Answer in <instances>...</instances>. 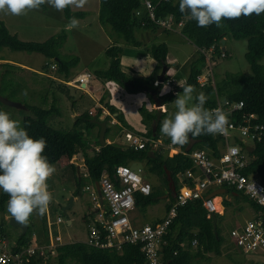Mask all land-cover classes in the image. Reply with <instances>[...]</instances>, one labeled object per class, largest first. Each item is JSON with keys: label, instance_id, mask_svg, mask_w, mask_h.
Here are the masks:
<instances>
[{"label": "trees", "instance_id": "1", "mask_svg": "<svg viewBox=\"0 0 264 264\" xmlns=\"http://www.w3.org/2000/svg\"><path fill=\"white\" fill-rule=\"evenodd\" d=\"M98 22L101 26L109 27L110 30L118 36V39L125 44L139 46L140 43L135 38V31L142 28H156L153 24L147 22L142 26L144 19L135 15V11L141 7V0H98ZM157 4L156 17L161 18L166 15H173L178 22L183 20L181 34L197 49V55L189 63V74L185 83L198 88L197 77L202 73L205 66V57L199 50L214 48V54H221V41L223 39L246 40L247 52L246 61L249 64L251 74L249 76L240 74L227 73L223 78L215 81V91L220 98L229 101H240L243 103V112L246 114H256L258 122L264 124V66L259 61L264 56V13L259 16L253 14L250 17H241L238 19L224 20L223 27L217 28L214 24L208 27H198L196 22L187 19L185 14L179 11V0H151ZM63 14L66 19L75 17L83 18L84 12H72L65 9ZM164 32V31H163ZM64 40L62 35L52 37L42 43L22 41L17 36L9 33L6 26L0 22V49L8 48L17 52H35L43 55L47 59L58 62L59 76L66 80L71 75V69L79 63V58L74 57L70 60L60 58L57 48ZM122 49L119 46H113L105 51V55L110 59V66L104 70H95L93 75L100 81L114 82L126 86L129 92H138L145 89H160L162 85L154 86L153 77L131 78L128 79L120 68V54ZM146 52L159 65L168 66L165 63L167 47L164 44L153 45L146 48ZM4 65H7L6 63ZM166 77L164 76V81ZM185 85V84H184ZM183 85V86H184ZM200 87V86H199ZM202 91L211 96L214 89L212 86L201 87ZM182 91V89H181ZM106 97V96H105ZM105 97L101 100L103 104ZM174 97L173 94L163 96V105ZM55 98L48 108L25 107L33 117H24L23 127L30 137L39 139L43 137L46 140L47 147L44 150L50 164L56 165L60 159L65 156L68 161L81 154L83 156L86 176L79 175L76 178V188L74 196L80 194L82 186L90 182H98L103 171H106L113 180L115 167L129 166L131 163H144V172L147 176H156L162 182V188L153 187L148 196L139 193L135 194V208L142 212L155 204L162 196H168V203L165 207L166 212L169 210L171 203L174 201L173 194L167 180V172L170 173L176 192L181 187L178 175L187 170H193V163L187 155L179 152L173 156H164L161 150L152 149L150 145L142 150H134L130 147H123L116 143H109L101 146L99 143V126L92 123L93 118L99 119L102 109L98 108L94 114L79 115L74 123L72 130L51 128L48 124L49 118L54 114H59V109L55 105ZM215 105L214 99L209 97L205 108L211 109ZM110 114L116 113L114 107L109 103L103 105ZM143 112V109H140ZM166 112H162L160 117L152 114H146L143 124L147 125L151 121H156L158 126L155 130L151 129L143 136L157 140L161 127V120ZM120 120L121 118L118 117ZM104 121H108L105 119ZM84 130H80L83 129ZM93 128H98L95 139V149L90 154L86 152L88 140ZM110 132L107 127L105 139ZM191 138V137H190ZM198 142L192 150H207L213 156H218V145L220 138L212 135H201L195 138ZM166 143L169 141L165 140ZM181 147L183 151L184 148ZM252 161L243 171L246 174H257L264 187V140L254 145L253 152L250 153ZM74 168V165H71ZM140 172H142L140 170ZM187 184L192 185L190 180ZM227 189L226 187H223ZM234 203L239 210L244 205L257 212L260 208L256 206L245 195L235 190L227 189ZM8 196L3 192L0 193V212L5 213L7 208ZM225 207L232 203L225 201ZM84 216V219H87ZM217 218V233H214L213 223L207 217V213L202 207L199 200L188 201L185 205L179 207L176 216L169 225L168 233L164 240L166 244L162 246L160 255L162 264H193L197 257L203 258L206 254L221 255L223 237L220 234ZM161 221L157 220L155 223ZM0 233L1 229H0ZM196 242V252L191 253L192 242ZM28 239L26 234L21 235L12 248L17 252L20 247L26 246ZM147 264L145 256L139 246L124 245L120 251L114 249H94L83 242H74L63 244L57 248V256L53 261H43L42 259H31L27 264Z\"/></svg>", "mask_w": 264, "mask_h": 264}, {"label": "rangeland", "instance_id": "2", "mask_svg": "<svg viewBox=\"0 0 264 264\" xmlns=\"http://www.w3.org/2000/svg\"><path fill=\"white\" fill-rule=\"evenodd\" d=\"M98 9V0H89L88 4L81 9H70L72 12L81 11L86 14L83 18L78 19L80 22L79 26L71 30L66 27L69 20L65 18L63 12L51 9L47 5H42L39 10L30 11L27 15L23 16H5L0 14V22L6 26L10 34L17 36V38L22 41L42 43L49 38L62 35L64 40L57 48L60 58L63 60H70L74 57L79 58V63L71 69V75L67 80H73L77 76L85 73L92 75L91 84L87 85V92H83L80 89L69 87L64 84L66 79L57 74L58 62L47 59L39 53L17 52L11 51L8 48H2L0 49V96L19 106H7L0 103V111H5L10 115L11 119L20 121L23 127L24 117H33L30 111L25 108L26 106L48 108L55 98V105L59 109V114L52 115L48 120V124L51 128L69 131L73 129L74 123L78 117L77 115L75 117L72 116L73 111H78L79 115L93 114L98 108H101L104 114H101L103 118L101 120L99 119V121H103L105 117L111 120L112 114L105 112L103 109L104 106L101 104V100L103 97L107 96L106 93L111 89L113 93L117 92L116 99L120 104L126 106L123 128H127L129 131L141 135L147 133L151 129H156L154 124L156 121H151L146 126L142 123L146 114H152L158 117L160 112H165L163 105L154 106L157 110H151L152 102H154L153 95L149 92H129L126 87L127 84L125 86L114 82L105 83L104 81L98 80L93 75L95 70H104L110 66V59L105 55V51L108 48L113 46L121 47L125 44L118 39V36H116L109 27H104L99 24ZM140 32L136 33V37L141 36ZM153 43L167 44L178 59L177 64L176 62H172L167 65L170 69L166 73V80L174 79V81L173 85L167 86V89H165L166 84L162 83L159 99L163 98V96L173 94L172 92L175 89L178 90V93H182L181 89L189 74V63L195 56L194 47L179 31L169 35L160 33L159 38L153 41ZM146 45L148 44L146 43ZM150 46L152 45H149V47ZM222 47L225 48L226 52L222 51ZM246 52V40L226 39V44L221 46V53L226 55L213 54V59L215 61V65L212 67L214 80L217 81L223 78L227 73L249 76L251 71L245 58ZM186 57H191V59H189L190 61L182 64ZM21 64L27 65L31 70H25L24 67H19ZM259 64L264 66V56L259 61ZM52 66L55 68L52 69ZM122 67L123 69L126 68V66ZM122 67L120 66L121 69ZM162 70L163 66L158 67L154 73L158 71L160 74ZM125 76L128 79L133 78L131 75L128 76L125 74ZM92 80L95 82L94 86L101 85L104 89L109 85L107 92L100 96L98 106H95L94 103L97 93H93L89 89L92 86ZM109 96L111 95L108 94L106 98ZM212 97L214 98L213 95ZM113 99L115 98L113 97ZM175 99L176 96L164 104L167 108V113L163 115L161 123L165 118L176 111L173 103ZM140 109H143V112H141ZM112 130L117 134L118 128L117 130ZM92 131L88 138L90 142L86 149L88 154L96 148L95 139L98 129L93 128ZM158 139L162 143V146H152V149L161 150L164 156H173L174 151L169 152L166 148L170 139L162 135L160 131ZM165 140L169 142L166 143ZM247 143L252 145L249 141H247ZM120 145L126 147L123 137ZM249 157L252 159L251 156ZM78 159L83 161L84 158L83 156H79ZM73 165L74 170L68 165L67 160L62 158L54 165L56 172L47 181L48 190L53 196L52 203L49 205V210L47 212L53 223H55L58 215L61 217L63 222L57 225V229L59 230L62 241L69 243H73L77 240L81 241L85 238L87 230L82 218L92 208L91 204L88 203V195L81 194L79 195L80 197H76L77 199H75L70 209H67L65 212L63 211V209L69 205L73 195L71 192L73 188L75 190L76 187V178H78L76 166L81 168L79 170L81 175L86 173L83 164L73 162ZM130 168L135 171L141 170L142 172H140V174L152 188L155 186L163 189L162 182L158 177L152 175L147 176L145 174L144 163H131ZM1 192L2 191H0V193ZM221 196L223 198V206L226 203L225 201L232 203L229 207L224 206L225 210L222 209L220 211L222 214H219L221 218L218 219V226L220 234L223 237L221 255L206 254L203 258H195L193 264H264V255H240L236 251L233 240L230 237V230L251 220L253 218V211L244 204L242 206L244 208L239 210V205L234 203L228 191L221 194ZM167 203L168 196L166 194L155 204L149 206L145 212L135 208L130 215L131 221L134 222L136 219L137 226L145 223L151 224L152 221L163 218ZM6 214L7 211H5V213L0 212V225L3 228L4 234L8 237V246L10 248L16 235L20 236L22 231L10 225L9 219H6ZM31 217L32 221L29 225V232L26 234V238L30 242L35 240V237L32 235L33 227H40L37 215L33 214ZM68 219H73L71 228H68L66 225ZM195 249L196 244H192L190 252L194 253Z\"/></svg>", "mask_w": 264, "mask_h": 264}, {"label": "built area", "instance_id": "3", "mask_svg": "<svg viewBox=\"0 0 264 264\" xmlns=\"http://www.w3.org/2000/svg\"><path fill=\"white\" fill-rule=\"evenodd\" d=\"M161 1L167 0H159L158 3ZM156 7L157 4L152 3L151 0H141V7L134 13L144 19L141 22L142 26H146L149 22L167 33L181 29L183 20L177 22L173 15L157 18ZM199 52L204 55L206 61L202 73L197 77V83L200 87H213L215 105L211 109L222 108L229 119L228 134L216 135L220 138L218 156L213 157L205 150L191 149L184 152L181 147L168 143L166 148L169 152L174 151L173 154L181 152L188 156L193 163V170L178 175L181 187L176 192L165 217L153 225L136 226L130 218L135 209V194L148 196L152 191L151 185L142 177L140 170L135 171L128 166L119 165L114 169L113 180L106 171H103L99 181L96 182L99 190L94 182L87 183L81 188V194L88 195V203L92 206L87 214V236L84 241L87 246L116 251H120L124 245L139 246L147 264H162L160 251L166 244L164 237L176 216L177 209L188 201L199 200L208 218L211 214H222L216 206L217 197H220V205L223 206L221 194L216 193L210 198L208 195L217 188L226 187L242 193L260 208L257 212H253L251 220L230 230L236 251L242 256L264 255V187L257 174L243 172L252 161L248 148L254 149L256 143L264 140V124L258 122L256 114L244 113L242 102L229 101L217 95L212 73V67L215 65L214 48L210 47ZM220 55L224 56V53ZM91 79L92 75L85 73L73 80H65L64 84L87 92V85L91 84ZM93 81L92 86L95 84ZM173 81L167 79L163 83L171 86ZM158 85L159 83L155 81L154 86ZM123 140L126 147L134 150L145 149L148 145L162 146L159 139L153 140L130 132L123 134ZM187 180H190L192 185L187 184ZM57 222L62 221L57 218ZM59 246H61V238L56 235L45 246H27L12 252L6 237L0 233V264H27L33 258L53 261Z\"/></svg>", "mask_w": 264, "mask_h": 264}, {"label": "clouds", "instance_id": "4", "mask_svg": "<svg viewBox=\"0 0 264 264\" xmlns=\"http://www.w3.org/2000/svg\"><path fill=\"white\" fill-rule=\"evenodd\" d=\"M89 0H0V14L23 16L42 5L63 12L65 9H81ZM179 11L198 27L215 25L223 27L224 20L259 16L264 13V0H179ZM79 20L70 17L66 27L79 26ZM167 89V85H165ZM193 85L185 83L182 93L173 101L176 111L162 121L160 132L173 146L183 147L190 137L201 135H227L229 119L225 111L217 107H204L209 97ZM47 147L41 137L33 139L26 126L0 111V191L8 196L7 214L20 225H26L33 214L43 216L52 203L53 196L47 181L56 168L43 155Z\"/></svg>", "mask_w": 264, "mask_h": 264}, {"label": "crops", "instance_id": "5", "mask_svg": "<svg viewBox=\"0 0 264 264\" xmlns=\"http://www.w3.org/2000/svg\"><path fill=\"white\" fill-rule=\"evenodd\" d=\"M98 11H99V9H98ZM141 31V32H140ZM177 31H179L180 33H181V29H177L175 32H177ZM138 32H140V34H141V36L140 37H136V33H138ZM160 33H164V34H171V33H167V32H163V31H161V30H159V29H157V28H142V29H139V30H137V31H135V33H134V35H135V38H136V40L140 43V45L139 46H133V45H129V44H124V45H122L120 48L122 49V52H121V54H120V65H121V67L122 66H126V68L125 69H123V67H122V71H123V73H125L126 75H131V76H133V78H146V77H153L154 79H155V81L157 80V78L159 77V75L161 74H159L158 73V71L156 72V73H154V71H156V69L158 68V67H162V65H159L151 56H149L148 54H147V52H146V48H148L149 47V45H160V44H154L153 43V41H155L156 39H158L159 38V36H160ZM184 37V36H183ZM185 38V37H184ZM186 39V38H185ZM120 40V39H119ZM187 40V39H186ZM121 41V40H120ZM188 41V40H187ZM123 42V41H122ZM189 42V41H188ZM146 43L148 44V45H146ZM190 43V42H189ZM164 44V43H163ZM226 44V39H224V43H222L221 42V46H224ZM164 45H166V47H167V55H166V59H165V63H166V65H168V64H170V63H172V62H176V64H177V62H178V59H177V57H176V55L171 51V48L167 45V44H164ZM192 46L194 47V52H195V56H196V52H197V49H196V47L192 44ZM220 46V47H221ZM221 49V48H220ZM222 51L223 52H226V50H225V48L224 47H222ZM222 54V53H221ZM224 55H226V54H224ZM194 56V57H195ZM189 59H191V57H186L184 60H183V63L182 64H185L186 62H188V61H190ZM5 61V60H4ZM5 62H7V61H5ZM3 64H5V63H3ZM21 66V68L22 67H24V69L26 70V69H29V70H31V68H29L27 65H24V64H21V65H19V67ZM169 67L167 68V72L169 71ZM166 72V73H167ZM189 73V72H188ZM153 74H154V76H153ZM165 76H166V74H165ZM156 77V78H155ZM169 78H172V77H169ZM174 80V79H173ZM105 83H109V82H105ZM111 84V83H110ZM173 85V84H172ZM109 87V85H107L106 86V88L104 89L101 85H96V86H92L91 88H89L90 89V91L91 92H93V93H97V95L95 96V100H94V103H95V106H98L99 105V98H100V96H102L105 92H107V88ZM113 89V88H112ZM148 90H154V89H148ZM148 90L147 89H145V90H143V91H140V92H148ZM200 91H202V88L201 87H199L198 86V88H196V93H199ZM173 95H174V97L176 96V94L178 93V90L177 89H175V90H173ZM107 94V96H108V94L109 95H111V96H109L108 98H106L107 99V102L106 103H109L112 107H114V109L116 110V113H114V114H112L111 115V120H110V118H108V117H105L104 119H108V121L106 122V125H107V127H109L110 128V132H109V134H108V136H107V139H105V141H106V144H109V143H118V145H120V143L122 142V137H123V134L124 133H126V132H130V133H133V134H135V135H141V134H138V133H135V132H131V131H129V130H127V128H123V123H124V115L126 114L125 113V107L126 106H122L121 104H120V102L116 99V95H117V92L115 93H113L112 92V90L111 89H109V92H107L106 93ZM195 94V93H194ZM212 95L214 96V93L212 92ZM212 95L210 96H208V97H212ZM160 96V92L158 93V97ZM113 97L115 98V99H113ZM173 97V98H174ZM89 99H91L90 97H88ZM94 98V97H93ZM213 98V97H212ZM158 102H160V103H163V98H161V99H159L158 100ZM105 103V99H104V102H103V105L104 104H106ZM163 105V104H162ZM155 104H154V102H152V106H151V110H157V109H155ZM163 107H164V109H165V112L167 113V108L165 107V105H163ZM103 109L105 110V112H107V113H109L108 112V110L105 108V107H103ZM103 111V110H102ZM96 112V111H95ZM160 112V111H159ZM94 114V113H93ZM101 114H104V111L103 112H101ZM161 112H160V115L158 116V117H160L161 116ZM79 116V113H78V111L76 112V111H73V117H75V116ZM118 117H120L121 118V120L118 118ZM103 118V116L101 117V115H100V117H99V119L101 120ZM98 119V120H99ZM104 119H103V121H104ZM155 124V127H157L158 126V124H157V122H155L154 123ZM162 124V123H161ZM144 125V124H143ZM145 126H146V124H145ZM117 128H118V130H117ZM120 128H122V129H120ZM98 129V128H97ZM112 129H116L118 132H117V134H115L114 133V131L112 130ZM83 130H84V128H83ZM146 134V133H145ZM92 135H93V131H92ZM144 135V134H143ZM142 135V136H143ZM116 143V144H117ZM121 146V145H120ZM79 156H82L81 154H79L78 156H75L72 160H70V161H68V159L65 157V156H63L62 158H64V159H66L67 160V162H68V165H70V167H71V165H73V162H77V160L79 161ZM61 158V159H62ZM60 159V160H61ZM81 161V160H80ZM83 162V166H84V161H82ZM81 164V163H80ZM131 165V164H130ZM130 165L128 166V167H130ZM85 167V166H84ZM71 169L72 170H74V168H72L71 167ZM76 169H77V171H78V176L79 175H81L80 173H79V170L81 169L80 167H78V166H76ZM86 169V168H85ZM86 173H84L83 175H85ZM76 188V187H75ZM219 189H221V188H217L216 189V191H218ZM74 188H73V190H72V205H73V202L75 201V199H77L76 197H80L79 195H81V191H80V194L78 195V196H74ZM216 191H213L212 193H210V194H213V193H216ZM220 194V193H219ZM82 197V196H81ZM163 197V196H162ZM219 200H220V197H217ZM220 203V202H219ZM72 207V206H71ZM70 207V208H71ZM69 208V209H70ZM66 209V208H65ZM64 210V209H63ZM252 210V209H251ZM66 211V210H65ZM253 211V210H252ZM254 212V211H253ZM166 210H165V215H166ZM88 214V213H87ZM87 214L85 215V216H87ZM165 215L163 216V218L165 217ZM37 218H38V222L40 223V227L39 228H36V226H34L33 227V229H32V235L35 237V240H33V241H29L28 240V244L26 245V246H22V247H27V246H34V247H41V246H45V245H47V244H49L50 243V241H51V239H53V237H55L56 235H59V230L57 229V225L58 224H60V223H58L57 222V218H60L61 219V217L58 215L57 217H56V221H55V223H53L52 221H51V218H50V216H49V214H48V212H46L43 216H39V215H37ZM163 218H161V220L163 219ZM6 219H9V216L6 214ZM82 220H83V222H84V224H85V227H86V230H87V221H88V218L87 219H84V216H83V218H82ZM31 221H32V217L30 216V218H29V221H28V223L26 224V227H27V229H26V232L25 233H21V235H24V234H27L28 232H29V225H30V223H31ZM61 221H62V219H61ZM157 220H154V221H152L151 222V224L153 225V224H156L155 222H156ZM63 222V221H62ZM160 222V221H159ZM134 225H136V219L134 220V222H132ZM158 223V222H157ZM145 224H148V223H145ZM66 225H67V227L68 228H71V226L73 225V219H68L67 221H66ZM142 225H144V224H142ZM142 225H139V226H142ZM137 226V225H136ZM16 228H19V227H16ZM36 228V229H35ZM0 229H1V232H2V234L6 237V240H7V244H9V241H8V237L4 234V232H3V228H2V226L0 225ZM21 231H22V229L21 228H19ZM20 235V236H21ZM55 235V236H54ZM20 236H17L16 235V238L14 239V242L10 245V250L12 251V248L13 247H15L16 246V243H17V241H18V239H19V237ZM60 236V235H59ZM86 236H87V234L85 235V238L83 239V240H77V241H75V242H83L84 243V241L86 240ZM60 238H61V236H60ZM69 242H64V241H62V238H61V245H63V244H68ZM74 243V242H73ZM192 244H196V242L195 241H193L192 242ZM9 247V246H8ZM22 247H20V248H22ZM196 249H197V246H196ZM196 249H195V251H194V253L196 252ZM13 252V251H12ZM192 253V252H191ZM204 256H206V255H204Z\"/></svg>", "mask_w": 264, "mask_h": 264}, {"label": "water", "instance_id": "6", "mask_svg": "<svg viewBox=\"0 0 264 264\" xmlns=\"http://www.w3.org/2000/svg\"><path fill=\"white\" fill-rule=\"evenodd\" d=\"M221 42L224 43V39ZM166 72H167V67L166 66H163V70H162L161 74L159 75V77L156 80L159 84H162L164 82V76H165ZM148 92L151 95H153V99H154L155 106L162 105V103L158 102V100H159L158 93L160 92V89L159 88L158 89H155V90H148ZM106 102H107V99H105V103ZM0 103H2L4 105H7V106H19V105L15 104L14 102H11L8 99H5V98H3L1 96H0ZM91 122L92 123H95L96 125L99 126V128H100L99 129V134H98V136H99V143H100L101 146H104L106 144V141H105V132H106V129H107L106 121H99L96 118H93L91 120ZM197 142H198V140H194V139H191L190 138V142L184 148V152L190 151ZM248 151L250 153H252L253 152V148L249 147L248 148ZM77 162L83 164V162L80 161V160L79 161L77 160ZM167 180L169 181L168 184H169L170 190H171V192L173 194V197H175V195H176V188H175V186L173 184V181H172V178H171V175H170L169 172H167ZM96 188L99 190L98 183H96ZM226 192H227V190L224 189V188H221L218 191H216V193H220V194H223V193H226ZM216 193H213V194L208 195V198L214 196V194H216ZM71 206H72V197L70 199L69 205L63 211L65 212V210L69 209ZM210 219L212 220L213 230H214V233L216 234L217 233V218H216V215L215 214H211L210 215ZM9 221H10V225L11 226L21 228L23 233L26 232V229H27L26 225H20V224H18L17 222H15L14 220H12L10 218H9Z\"/></svg>", "mask_w": 264, "mask_h": 264}, {"label": "bare ground", "instance_id": "7", "mask_svg": "<svg viewBox=\"0 0 264 264\" xmlns=\"http://www.w3.org/2000/svg\"><path fill=\"white\" fill-rule=\"evenodd\" d=\"M219 202H220V200L218 198H216V206H217L218 210L221 211L224 208H223V206L220 205Z\"/></svg>", "mask_w": 264, "mask_h": 264}]
</instances>
